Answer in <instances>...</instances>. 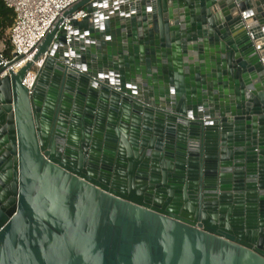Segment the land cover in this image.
Instances as JSON below:
<instances>
[{
  "label": "water",
  "instance_id": "obj_1",
  "mask_svg": "<svg viewBox=\"0 0 264 264\" xmlns=\"http://www.w3.org/2000/svg\"><path fill=\"white\" fill-rule=\"evenodd\" d=\"M80 9L0 79V264H264V0Z\"/></svg>",
  "mask_w": 264,
  "mask_h": 264
},
{
  "label": "built area",
  "instance_id": "obj_2",
  "mask_svg": "<svg viewBox=\"0 0 264 264\" xmlns=\"http://www.w3.org/2000/svg\"><path fill=\"white\" fill-rule=\"evenodd\" d=\"M15 14V21L8 31L11 44L10 56L6 55L5 45L0 46V79L11 76L9 69L14 74L20 71L35 55L45 37L56 30L51 47L61 34L65 35L68 53H71L69 44L72 40L73 22L81 21L89 16L85 9L75 13L68 12L82 0H0ZM242 20H246V13H242ZM260 50V46H256ZM49 56L45 52L40 59L32 63L27 71L22 84L32 95L37 78L44 63ZM21 58V59H20ZM263 63V61H262ZM72 66V65H69ZM82 72V71H81ZM192 121H207L205 117H190Z\"/></svg>",
  "mask_w": 264,
  "mask_h": 264
},
{
  "label": "trees",
  "instance_id": "obj_3",
  "mask_svg": "<svg viewBox=\"0 0 264 264\" xmlns=\"http://www.w3.org/2000/svg\"><path fill=\"white\" fill-rule=\"evenodd\" d=\"M15 21V14L0 1V42L5 45L6 55L10 56L11 44L8 38V31Z\"/></svg>",
  "mask_w": 264,
  "mask_h": 264
},
{
  "label": "crops",
  "instance_id": "obj_4",
  "mask_svg": "<svg viewBox=\"0 0 264 264\" xmlns=\"http://www.w3.org/2000/svg\"><path fill=\"white\" fill-rule=\"evenodd\" d=\"M4 45L2 42H0V46Z\"/></svg>",
  "mask_w": 264,
  "mask_h": 264
}]
</instances>
